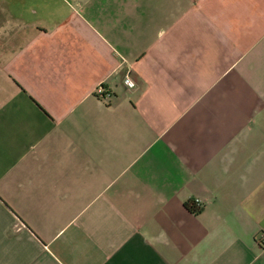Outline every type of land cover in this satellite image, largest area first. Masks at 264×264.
I'll return each mask as SVG.
<instances>
[{
  "label": "crops",
  "instance_id": "1",
  "mask_svg": "<svg viewBox=\"0 0 264 264\" xmlns=\"http://www.w3.org/2000/svg\"><path fill=\"white\" fill-rule=\"evenodd\" d=\"M263 237L264 0H0V264H264Z\"/></svg>",
  "mask_w": 264,
  "mask_h": 264
},
{
  "label": "built area",
  "instance_id": "2",
  "mask_svg": "<svg viewBox=\"0 0 264 264\" xmlns=\"http://www.w3.org/2000/svg\"><path fill=\"white\" fill-rule=\"evenodd\" d=\"M124 84L129 89H135L137 86L136 82L132 79L131 76H127L125 78ZM95 94L99 99L106 102L112 99V94L103 85L98 86V88L95 91ZM193 202L195 203L197 208L202 209L203 203L200 200H195ZM262 239L264 241V237Z\"/></svg>",
  "mask_w": 264,
  "mask_h": 264
},
{
  "label": "trees",
  "instance_id": "3",
  "mask_svg": "<svg viewBox=\"0 0 264 264\" xmlns=\"http://www.w3.org/2000/svg\"><path fill=\"white\" fill-rule=\"evenodd\" d=\"M187 208L191 211V212H193L194 214H198V213H200L201 211H202V209H199V208H197L196 207V205H195V203L192 201V202H189L188 204H187Z\"/></svg>",
  "mask_w": 264,
  "mask_h": 264
}]
</instances>
